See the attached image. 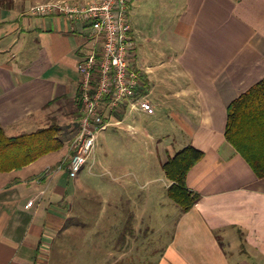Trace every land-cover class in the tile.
Returning <instances> with one entry per match:
<instances>
[{
  "label": "crops",
  "instance_id": "1",
  "mask_svg": "<svg viewBox=\"0 0 264 264\" xmlns=\"http://www.w3.org/2000/svg\"><path fill=\"white\" fill-rule=\"evenodd\" d=\"M13 1L12 8H0V125L14 136L46 127L76 107L79 62L100 51L102 42L89 21L32 14L31 7L44 0ZM129 4L130 63L139 69L142 94L155 113L124 105L110 114L97 142L95 165L115 181L133 176L144 180L141 187L150 186L142 218L119 214L122 204L110 214L79 204L77 235L70 236L72 201L83 189L79 177L86 168L75 182L67 171H54L44 181L37 178L47 167L56 169L65 146L7 172L12 176L0 182V264H55L59 233L63 253L76 252L77 264H145L152 257L140 256V243L157 216L149 214L151 198L158 199V182L168 194L171 181L164 164L181 150L176 146L189 145L204 152L187 180L200 199L191 210H178L166 245L150 264H264V178L225 136L231 102L264 78V0ZM110 129L115 136L124 129L132 144L148 154L130 159L109 155L111 137L105 133ZM122 186L128 192V184ZM30 200L35 202L28 207Z\"/></svg>",
  "mask_w": 264,
  "mask_h": 264
},
{
  "label": "built area",
  "instance_id": "2",
  "mask_svg": "<svg viewBox=\"0 0 264 264\" xmlns=\"http://www.w3.org/2000/svg\"><path fill=\"white\" fill-rule=\"evenodd\" d=\"M129 2L44 0L31 7L30 12L35 15L60 14L89 21L96 39L102 42L100 51L92 52L79 62L82 116L70 152L55 170L47 167L39 181L54 171H67L71 178L77 177L86 166L92 171L98 139L109 125L108 116L119 112L124 105L133 111L155 113L153 103L142 94L139 69L130 63L134 43ZM34 202L30 200L27 206Z\"/></svg>",
  "mask_w": 264,
  "mask_h": 264
},
{
  "label": "trees",
  "instance_id": "3",
  "mask_svg": "<svg viewBox=\"0 0 264 264\" xmlns=\"http://www.w3.org/2000/svg\"><path fill=\"white\" fill-rule=\"evenodd\" d=\"M13 5V0H0V8L10 9ZM80 95L79 90L73 110L76 120L73 127L69 126L72 128L70 131L75 133L79 129L82 116ZM68 132V128L56 119L46 127L14 136L9 135L0 125V173L20 170L47 154L60 151L67 143ZM225 136L246 159L256 175L264 178V78L231 102ZM203 156L201 149L189 145L171 156L164 164L165 174L171 181L168 196L179 205L183 213L191 210L200 199V195L188 187L187 180L190 170ZM46 177L41 180L44 181ZM62 244L59 233L57 244L53 247L54 263L77 264L76 252L70 250L69 254L63 253Z\"/></svg>",
  "mask_w": 264,
  "mask_h": 264
},
{
  "label": "rangeland",
  "instance_id": "4",
  "mask_svg": "<svg viewBox=\"0 0 264 264\" xmlns=\"http://www.w3.org/2000/svg\"><path fill=\"white\" fill-rule=\"evenodd\" d=\"M73 110L75 109L71 108L70 112L65 116L59 115L60 118L55 117L58 122H60L63 126H66L69 130L66 135L67 143L65 145L67 148V153L63 160L70 152L71 142L74 135L76 134L75 131H70L72 129L70 127L76 120V116L73 114ZM126 125L127 124L125 122L123 128H126ZM110 131L108 133H105L107 135L110 134L111 137L109 138V140H107L106 144V149L107 152H109V155H118L130 159V157L137 158L138 156L148 154L149 151L147 152V149L145 147L141 149L135 144H132V142L130 141L131 137H129V134L124 129L119 130V132L116 133V136L115 134H112L114 133L113 130L110 129ZM183 147L184 146H176L177 149H182ZM59 165L60 163L56 166V168H58ZM85 168L86 169L81 172V175L79 177L82 179L81 183L83 184V189L79 195L74 196V199L72 201L73 213L69 219V222L72 224V232L70 233V236L77 235L78 228H76V220L78 219L77 207L79 206V204L81 206H85L87 210L94 209L95 211V209L97 210V208H99L104 211L105 214L113 213V207L115 205L122 204V212L119 211V214L123 213L127 215L128 213L130 215V213H134L135 215H139V218H142L144 208L143 203L150 198V195H148L150 193V186L149 188L141 187V185L144 183L142 181L144 180H140L133 176H130L122 181H115L112 179V174H110L109 172H104L105 170L103 168L100 169L97 165L94 166L92 171H89L88 166H86ZM10 176L12 175H9L7 173H0V182H5ZM77 179L78 178L75 177L71 181L75 182ZM122 183L128 184V186L126 187L128 189V192H126V190H123L125 186H122ZM158 184L161 186L160 193L158 195L159 200L157 198H151L149 209V214L155 215L156 213L157 216H153V222L150 221L151 223H148L151 227L150 234L143 236L142 239L144 242L140 243L141 248L143 247L140 256L147 254L148 258L150 256L152 257H150L151 259L149 261L147 260L145 264H150V262L156 261L155 259H153V256L156 253V250L161 249L166 245V241L169 237L168 232L171 230V222L174 218L177 217V212L180 209L179 205L168 196L167 192H164L165 186L163 185V182H158ZM93 215L94 218V212ZM154 222L155 224H161L162 222H165L166 227L160 229V227L155 226ZM101 228L103 229V231L110 229L109 227ZM118 229H122V227ZM159 229L163 231L159 232ZM92 231L93 228L91 230L88 229L87 234L91 233Z\"/></svg>",
  "mask_w": 264,
  "mask_h": 264
}]
</instances>
